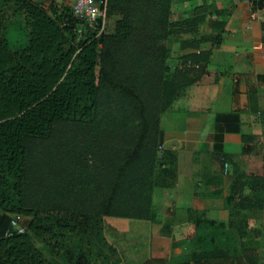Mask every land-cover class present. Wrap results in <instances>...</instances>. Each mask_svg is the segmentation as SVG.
<instances>
[{
  "label": "trees",
  "instance_id": "1",
  "mask_svg": "<svg viewBox=\"0 0 264 264\" xmlns=\"http://www.w3.org/2000/svg\"><path fill=\"white\" fill-rule=\"evenodd\" d=\"M173 3L107 0L110 22L99 33L53 1L0 0V264H120L105 217L157 220L155 191L176 181L163 165L173 153L161 149L162 115L201 78L203 69L189 63L207 64L222 41L220 33L183 41L181 51H199L179 56L173 69L165 41L198 31L209 10L205 2L174 20ZM253 3L264 7V0ZM240 121L238 114L216 116L224 132H240ZM254 138L242 134L245 152ZM222 169L206 179V198L189 211L196 229L203 212L236 197L238 209L264 208V173ZM14 215L29 217L24 232L12 225ZM202 240L175 241L195 245L168 264H258V249L243 241L236 254L226 245L196 246Z\"/></svg>",
  "mask_w": 264,
  "mask_h": 264
},
{
  "label": "crops",
  "instance_id": "2",
  "mask_svg": "<svg viewBox=\"0 0 264 264\" xmlns=\"http://www.w3.org/2000/svg\"><path fill=\"white\" fill-rule=\"evenodd\" d=\"M205 2L209 10L206 21L199 26L198 31H182L165 41L171 48V67L174 69L177 66L179 56L199 51H181L183 41L219 33L222 41L212 49L207 64L196 63L199 65L196 66L191 63V67L203 69V74L197 82L185 88L173 106L163 113L161 127L164 141L171 142L179 155V164L190 166V170L195 165L194 152L199 151L212 174L216 168L218 171L223 168L225 173L224 164L213 159L215 148L222 147L231 157V162L228 161L229 174L237 170L235 162L241 155L240 171L263 175L264 7H256L253 0H174L173 19L190 17L193 9ZM223 113L240 116V132L223 131L222 125L216 122V116ZM167 116L170 121L165 127ZM220 133H223V146H217L215 142V134ZM242 134L255 136L251 141H254V147L248 152L234 149L236 146L239 149L244 147ZM258 148L263 151L257 152ZM187 157L190 159L187 160ZM181 166L173 187L160 188L158 194L157 189L155 191L154 201L158 213L155 222L145 220L144 223H129L132 225L127 230V225L104 223L107 240L116 246L122 256L120 264H143L152 257L163 258L168 264L184 256L186 246H174L173 243L188 237L187 233L190 237L193 235L195 224L189 219L188 211L197 208L195 205L200 204L207 194L201 198L199 190L195 189L198 175L191 172L185 179ZM105 218L125 220L109 216Z\"/></svg>",
  "mask_w": 264,
  "mask_h": 264
},
{
  "label": "rangeland",
  "instance_id": "3",
  "mask_svg": "<svg viewBox=\"0 0 264 264\" xmlns=\"http://www.w3.org/2000/svg\"><path fill=\"white\" fill-rule=\"evenodd\" d=\"M38 1H45V0H38ZM46 1L48 3L53 1V3L60 10L62 8H65V7L72 8L73 4L75 2V0H46ZM109 22H110V20L107 19V23H109ZM88 33H92V32H88ZM86 36L87 35L85 34L82 37H86ZM170 44L172 46V43H170ZM169 121H170V118L168 116L165 117V120H164L165 127L167 126V123ZM222 135H223V133L215 134V142H216L217 146H223L224 140H223ZM253 142L248 144V146L254 147ZM256 143H257V141L255 142V145H256ZM246 146H247V144L244 145V147H246ZM244 147L242 149H239L236 146L234 149H235V151H242V150L244 151ZM161 149H162V151L170 150L173 153L171 155V157H168L164 160L163 165L165 167H169L170 169L173 170V173L175 174V177H176V178L175 177L174 178L177 180V178L179 176V169L181 166L179 164V155L176 152L177 150L172 147L171 142L165 143V141H164L163 145L161 146ZM261 149L259 150V148H258V149H256V151L257 152L263 151ZM196 152L197 151L194 152V155L196 156V158L194 160L195 165L193 166V170L192 169L190 170V168H189L190 166H188V165L186 166L184 164L185 167L181 166V173H182V175H184L185 179H186V177H188L191 174V172L193 173V175L194 174L198 175L199 178L197 181H195V184H196L195 189L199 190V194L202 195L201 198L202 197L204 198V196L206 195V192L203 191V189L205 187V181L208 177L212 176V172L209 170V168H208L209 166L207 164L206 165L204 164V161H206V160L203 159V156L200 157L201 152H199V151L197 153ZM214 153L221 155V156H225L226 159L229 162H231V157H229L227 155V153L224 152L222 147L215 148ZM186 156L189 157L190 155L187 154ZM197 156H198V158H197ZM232 157H234V156H232ZM241 157L242 156L240 155L239 160H236L235 166L237 167V170L235 169L233 171L232 175H235L236 173H238V171H240L239 163L241 162ZM204 158H205V155H204ZM189 159L190 158H188L187 160H189ZM197 160H198V163H196ZM164 166H161V168H163ZM175 179H174V181H175ZM168 180H170V179H168ZM229 185L230 184L227 182V185H224L222 187V190H220L221 195H223V194H225L226 196L228 195ZM160 188H164V187L158 186L157 187V194L159 193V191H161ZM204 192H205V194L203 195L202 193H204ZM246 193H249L248 189H247ZM197 194H198V192H197ZM157 200H159V199H157ZM237 201H238V197L229 201L228 202L229 205L224 209H213V210L209 211L208 213L205 211L202 214L200 213L201 211H198V214L199 215L201 214L204 217V220L202 222L203 224L198 226L197 229L194 226L193 235L191 237L192 238L197 237V236L203 237V240L196 245L198 247H204V246H207V244H209V245H217V244L226 245V246H229L232 249V251L236 254L240 253V245L243 241L247 245L255 247L256 250L258 249L257 250L259 253L258 264H264V208L262 210H246V211H244L242 209H238L237 204H236ZM190 210L191 209H189V211ZM189 211H188V215H189ZM0 212H1V209H0ZM14 218L23 227L26 226V224L29 220V217L18 216V215H14ZM144 221L145 220L127 219V218H125V220H116V219H112V218H105L104 223H116V224L119 223L122 226L127 225V227H126V230H127L128 227H131L130 225H132L129 223H144ZM180 224L183 225L184 223H180ZM242 232H245V234L241 235ZM186 236L189 237L190 234L187 233ZM120 238H122V237H120ZM120 240H122V239H120ZM194 245L195 244H193L191 242L186 243L184 245V246H186V248L183 250V252H184L183 255H186L187 253H189L194 248Z\"/></svg>",
  "mask_w": 264,
  "mask_h": 264
},
{
  "label": "built area",
  "instance_id": "4",
  "mask_svg": "<svg viewBox=\"0 0 264 264\" xmlns=\"http://www.w3.org/2000/svg\"><path fill=\"white\" fill-rule=\"evenodd\" d=\"M72 10L73 14L83 19L89 27L98 29L99 33L104 31L107 21V0H75ZM82 30L83 28H79L78 32L82 33ZM191 65L189 63V66ZM229 168L230 164L226 161L224 163V172L228 173ZM12 225L19 232L25 231V227L21 226L16 219L12 220Z\"/></svg>",
  "mask_w": 264,
  "mask_h": 264
}]
</instances>
